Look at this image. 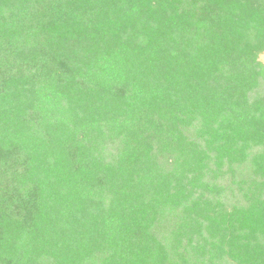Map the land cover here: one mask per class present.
I'll list each match as a JSON object with an SVG mask.
<instances>
[{
  "label": "trees",
  "instance_id": "1",
  "mask_svg": "<svg viewBox=\"0 0 264 264\" xmlns=\"http://www.w3.org/2000/svg\"><path fill=\"white\" fill-rule=\"evenodd\" d=\"M264 0H0V264H264Z\"/></svg>",
  "mask_w": 264,
  "mask_h": 264
},
{
  "label": "rangeland",
  "instance_id": "2",
  "mask_svg": "<svg viewBox=\"0 0 264 264\" xmlns=\"http://www.w3.org/2000/svg\"><path fill=\"white\" fill-rule=\"evenodd\" d=\"M259 59H260L261 62L264 64V52H262V53L260 54ZM263 92H264V91H263Z\"/></svg>",
  "mask_w": 264,
  "mask_h": 264
}]
</instances>
